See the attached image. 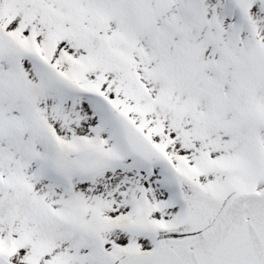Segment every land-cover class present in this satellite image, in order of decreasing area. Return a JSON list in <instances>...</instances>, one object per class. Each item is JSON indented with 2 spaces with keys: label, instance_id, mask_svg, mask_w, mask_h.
Here are the masks:
<instances>
[{
  "label": "snow or ice",
  "instance_id": "snow-or-ice-1",
  "mask_svg": "<svg viewBox=\"0 0 264 264\" xmlns=\"http://www.w3.org/2000/svg\"><path fill=\"white\" fill-rule=\"evenodd\" d=\"M0 264H264V0H0Z\"/></svg>",
  "mask_w": 264,
  "mask_h": 264
}]
</instances>
